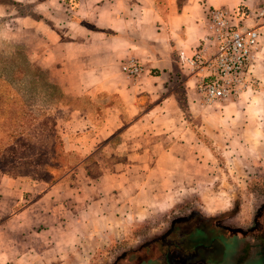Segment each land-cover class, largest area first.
I'll return each instance as SVG.
<instances>
[{
	"label": "crops",
	"instance_id": "obj_1",
	"mask_svg": "<svg viewBox=\"0 0 264 264\" xmlns=\"http://www.w3.org/2000/svg\"><path fill=\"white\" fill-rule=\"evenodd\" d=\"M14 1L32 4L34 15L16 18L36 35L32 61L74 99L65 105L61 137L65 152L80 158L72 177L45 187L0 171V264H17L29 250L56 252L61 239L78 237L70 223L108 238L126 234L170 193L214 182L213 155L199 136L221 147V108L235 102L201 101L180 52L189 56L199 45L208 9L241 8L252 26L261 0ZM260 32L255 56L264 67V25ZM130 59L142 64L139 77L122 73ZM214 242H198L194 251L208 257L191 264H222Z\"/></svg>",
	"mask_w": 264,
	"mask_h": 264
},
{
	"label": "rangeland",
	"instance_id": "obj_2",
	"mask_svg": "<svg viewBox=\"0 0 264 264\" xmlns=\"http://www.w3.org/2000/svg\"><path fill=\"white\" fill-rule=\"evenodd\" d=\"M21 14L34 15L32 4L0 0V138L7 141L0 144V171L45 187L67 173L72 177L71 167L80 158L65 152L61 137L65 105L74 99L64 94L50 70L32 61L30 45L36 35L31 28L20 29L16 18ZM228 99L235 104L221 108L218 126L227 128L221 147L199 136L213 155V183L206 179L170 193L167 202L149 209V215L136 220L126 234L108 238L109 234H92V229L70 223L77 238L61 239L56 252L46 256L29 250L17 264H51L54 256V264H167L169 243L171 251L179 242L193 251L198 242L208 244L214 238L215 257L222 264H264V67L256 56L252 85ZM60 232L56 231L58 238ZM196 252L187 264L208 257Z\"/></svg>",
	"mask_w": 264,
	"mask_h": 264
},
{
	"label": "built area",
	"instance_id": "obj_3",
	"mask_svg": "<svg viewBox=\"0 0 264 264\" xmlns=\"http://www.w3.org/2000/svg\"><path fill=\"white\" fill-rule=\"evenodd\" d=\"M248 13L241 8L212 7L207 10V32L191 55L180 58L197 76L196 88L210 104L239 95L253 83V65L259 43V27L264 24V0L255 13L259 23L245 25ZM142 64L130 59L121 65L128 77H139Z\"/></svg>",
	"mask_w": 264,
	"mask_h": 264
},
{
	"label": "flooded vegetation",
	"instance_id": "obj_4",
	"mask_svg": "<svg viewBox=\"0 0 264 264\" xmlns=\"http://www.w3.org/2000/svg\"><path fill=\"white\" fill-rule=\"evenodd\" d=\"M256 219H257V216L253 220V225L254 226H256ZM172 229H173V227L170 230H172ZM182 235H184V237L186 235L189 236V233H182ZM153 243H158V242L156 240ZM159 243H160L161 246L164 245V243L161 242V241H159ZM171 244L172 243H169L168 248L166 249V252H165V256H166L165 263H167V264H187V261H189V259H191V257L193 255H196V252L194 250L193 251H188V250L186 251V248L183 247V244H184L183 242L177 243V247H176V251L175 252L169 250V247L171 246Z\"/></svg>",
	"mask_w": 264,
	"mask_h": 264
},
{
	"label": "trees",
	"instance_id": "obj_5",
	"mask_svg": "<svg viewBox=\"0 0 264 264\" xmlns=\"http://www.w3.org/2000/svg\"><path fill=\"white\" fill-rule=\"evenodd\" d=\"M15 71H16V72H20V69L17 68ZM0 79H1V78H0ZM12 96H14V95H12ZM21 106L26 107L25 105H21ZM4 142H7V141H5V140L3 141V139L0 138V144H4Z\"/></svg>",
	"mask_w": 264,
	"mask_h": 264
}]
</instances>
